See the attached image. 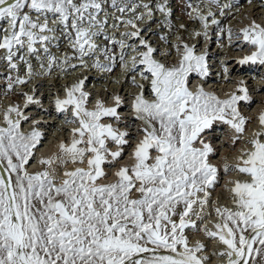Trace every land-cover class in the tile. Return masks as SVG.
I'll list each match as a JSON object with an SVG mask.
<instances>
[{
  "label": "snow or ice",
  "instance_id": "snow-or-ice-1",
  "mask_svg": "<svg viewBox=\"0 0 264 264\" xmlns=\"http://www.w3.org/2000/svg\"><path fill=\"white\" fill-rule=\"evenodd\" d=\"M0 264H264V0H0Z\"/></svg>",
  "mask_w": 264,
  "mask_h": 264
},
{
  "label": "bare ground",
  "instance_id": "bare-ground-1",
  "mask_svg": "<svg viewBox=\"0 0 264 264\" xmlns=\"http://www.w3.org/2000/svg\"><path fill=\"white\" fill-rule=\"evenodd\" d=\"M216 50L217 49H215L214 51H216ZM227 51H228L227 54L229 55V57H237V56H240V55L243 54L242 51H238V50L233 49V48H229V50H227ZM218 54H219V58L221 56H223V57L227 56V54L222 55V51L219 52ZM227 58H228V56H227ZM230 66L234 69V71H233V76L234 77L235 76H239V75H245V76L249 77V79H251V74L252 73H255L257 76H259L261 74V71H262V69L258 65H249V66H242L241 67V66L235 65L234 63H230ZM216 78L217 77H213V80H218ZM257 82H259V81H252V83H257ZM220 84H222V83H217L215 86L218 87V88H220V89H222V90H226V89L230 88V85H228L227 88H223L224 86H221ZM258 106L259 105L256 104L255 107H258ZM44 150L47 151V149H44Z\"/></svg>",
  "mask_w": 264,
  "mask_h": 264
},
{
  "label": "rangeland",
  "instance_id": "rangeland-1",
  "mask_svg": "<svg viewBox=\"0 0 264 264\" xmlns=\"http://www.w3.org/2000/svg\"><path fill=\"white\" fill-rule=\"evenodd\" d=\"M215 49H217L216 50V52L217 53H219V52H221L222 51V55H225V54H227L228 53V51L227 50H229V48H225V50L224 49H218V48H216L215 47V45H213V50H215ZM220 50V51H219ZM227 56L229 57V55L227 54ZM227 56H225V58H227ZM219 58V54H218V56H217V59ZM216 79H219V78H216ZM223 84V85H222ZM222 84H220L221 86H224L223 88H227L228 87V85H230V88H231V86L233 87V85H231V84H224V83H222ZM256 106V104H254L253 105V107H255Z\"/></svg>",
  "mask_w": 264,
  "mask_h": 264
}]
</instances>
